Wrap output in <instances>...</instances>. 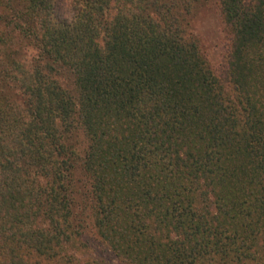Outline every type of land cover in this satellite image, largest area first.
<instances>
[{"label":"trees","instance_id":"obj_1","mask_svg":"<svg viewBox=\"0 0 264 264\" xmlns=\"http://www.w3.org/2000/svg\"><path fill=\"white\" fill-rule=\"evenodd\" d=\"M195 2L0 0V264L88 224L126 264H264V0H218L222 73Z\"/></svg>","mask_w":264,"mask_h":264},{"label":"rangeland","instance_id":"obj_2","mask_svg":"<svg viewBox=\"0 0 264 264\" xmlns=\"http://www.w3.org/2000/svg\"><path fill=\"white\" fill-rule=\"evenodd\" d=\"M188 17L186 33L196 41L198 48L205 57L209 67L216 73H222L230 45V32L223 22L218 0H197ZM21 54L29 56L33 50L24 44ZM78 148L85 145L81 134L75 137ZM75 259L69 264H86L88 258L101 259L103 264H126L111 254L96 238L91 227H86L79 240ZM76 250V249H75Z\"/></svg>","mask_w":264,"mask_h":264}]
</instances>
